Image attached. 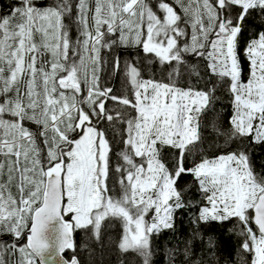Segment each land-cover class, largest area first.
Here are the masks:
<instances>
[{
    "label": "snow or ice",
    "instance_id": "1",
    "mask_svg": "<svg viewBox=\"0 0 264 264\" xmlns=\"http://www.w3.org/2000/svg\"><path fill=\"white\" fill-rule=\"evenodd\" d=\"M46 254L264 264V0H0V264Z\"/></svg>",
    "mask_w": 264,
    "mask_h": 264
},
{
    "label": "trees",
    "instance_id": "2",
    "mask_svg": "<svg viewBox=\"0 0 264 264\" xmlns=\"http://www.w3.org/2000/svg\"><path fill=\"white\" fill-rule=\"evenodd\" d=\"M75 238L77 241H79L80 239V233L77 232L75 234ZM222 239L225 240V244H224V250L225 252H231L232 251V240L230 238H227L226 236H222ZM70 252H66L64 255L68 256L70 255ZM111 260V264H115V256L110 257ZM157 264H163V257L161 256L160 258H158Z\"/></svg>",
    "mask_w": 264,
    "mask_h": 264
},
{
    "label": "water",
    "instance_id": "3",
    "mask_svg": "<svg viewBox=\"0 0 264 264\" xmlns=\"http://www.w3.org/2000/svg\"><path fill=\"white\" fill-rule=\"evenodd\" d=\"M52 256H55L54 252L52 253ZM46 264H53V262L51 261V257L47 256V254H46Z\"/></svg>",
    "mask_w": 264,
    "mask_h": 264
}]
</instances>
